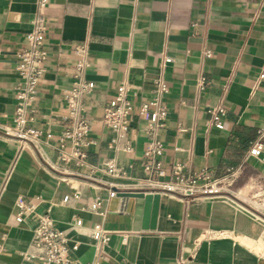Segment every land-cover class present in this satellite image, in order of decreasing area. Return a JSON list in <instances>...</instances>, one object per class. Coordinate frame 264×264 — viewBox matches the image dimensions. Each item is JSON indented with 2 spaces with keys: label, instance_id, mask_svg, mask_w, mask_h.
<instances>
[{
  "label": "crops",
  "instance_id": "0c3cea01",
  "mask_svg": "<svg viewBox=\"0 0 264 264\" xmlns=\"http://www.w3.org/2000/svg\"><path fill=\"white\" fill-rule=\"evenodd\" d=\"M37 4L0 0V264H41L22 254L46 213L69 244L78 245L68 264H179L180 257L187 264H264V161L248 155L257 140L264 152L258 132L264 128V0H50L49 55L28 123L42 133L39 150L6 133L16 112L18 53ZM78 46L86 49L81 72ZM201 75L208 81L204 89L197 86ZM86 81L94 83L79 99L91 123L86 157L64 162L56 148L67 99ZM122 82L135 105L161 98L167 107L157 136L165 148L159 156L164 177L144 169L145 121L135 113L127 139L116 142L103 122L104 107ZM160 84L167 93L159 92ZM220 101L227 109L223 129L209 114ZM110 159L126 174L105 171ZM177 164L186 174L210 169L218 177L244 169L229 195L185 199L163 187L175 180ZM110 189L117 191L113 198ZM126 191L160 193L155 229L142 227L145 199L123 196ZM96 196L99 213L89 208ZM20 199L33 204L22 223L15 220ZM96 223L110 231V241L92 237Z\"/></svg>",
  "mask_w": 264,
  "mask_h": 264
},
{
  "label": "built area",
  "instance_id": "2783aa9c",
  "mask_svg": "<svg viewBox=\"0 0 264 264\" xmlns=\"http://www.w3.org/2000/svg\"><path fill=\"white\" fill-rule=\"evenodd\" d=\"M50 0H38L37 13L32 21V28L26 34V45L18 53L17 71L20 81L17 90V104L14 117V125L6 131L8 135L17 138L22 146L30 145L39 150L41 145V131L29 126V113L33 112L32 105L38 93V86L41 81L44 69L43 61L49 55L45 46L47 34V8ZM85 46L76 47L77 71L81 72L87 66L85 59ZM172 58L166 57L165 62H171ZM264 78V73L260 75ZM207 78L201 75L197 86L204 89L207 85ZM94 88L92 81L81 83L73 87L68 99L65 119L66 127L62 130L58 143L57 151L64 162L81 161L86 157L84 148L87 146L85 137L91 130V123L83 112L80 103V96L83 92H88ZM130 87L122 82L117 86L116 93L108 101L103 110V122L106 127L116 132L117 137L114 142L127 139L130 130L132 116L136 113L141 120L145 121V132L148 136V142L144 151L146 162L144 169L149 174H155L160 177L166 175L162 161L159 159L164 152V143L157 139L158 134L165 128L167 120V107L161 98H155L148 101H142L135 105L130 97ZM159 92L165 94L168 87L160 84ZM210 122L218 129L224 128V119L227 115V109L222 101L214 105L209 110ZM259 135H264V128L259 129ZM126 151H132V145L126 140ZM70 147L68 150L67 148ZM248 155L259 158L264 161L263 143L255 141L248 150ZM102 168L113 176H122L126 174V168L117 165L114 159L103 163ZM244 167L239 166L231 168L227 173L218 177L210 169H203L198 173L186 174L183 166L177 164L172 170L174 181L165 182L163 187L171 195L185 199L195 198H213L220 195H229L234 182L240 177ZM117 191L110 189L109 196L115 197ZM79 197L78 193L74 194ZM70 199V195L63 198L64 202ZM257 207L263 203L259 201ZM102 206V199L96 196L89 208L94 213H99ZM17 213L15 220L18 223L24 222V217L29 213L33 204L24 199L17 203ZM74 224L82 225V220L76 218ZM91 235L97 241L106 243L111 239V233L100 223H96L91 229ZM78 245H70L64 231L58 229L55 221L48 213L43 214L34 229V236L30 244V249L23 252V258L26 262H39L41 264H68L70 259L68 254L71 249L75 250ZM179 264H187L186 259L180 257Z\"/></svg>",
  "mask_w": 264,
  "mask_h": 264
},
{
  "label": "water",
  "instance_id": "95a60500",
  "mask_svg": "<svg viewBox=\"0 0 264 264\" xmlns=\"http://www.w3.org/2000/svg\"><path fill=\"white\" fill-rule=\"evenodd\" d=\"M121 194L127 197H142L145 199V209L142 227L144 229H155L159 213V203L161 198L160 193H147L144 191H126L122 192Z\"/></svg>",
  "mask_w": 264,
  "mask_h": 264
}]
</instances>
